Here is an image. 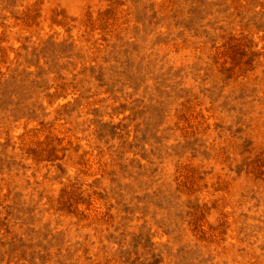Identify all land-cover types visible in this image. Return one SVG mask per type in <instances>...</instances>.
<instances>
[{"label": "rangeland", "instance_id": "1", "mask_svg": "<svg viewBox=\"0 0 264 264\" xmlns=\"http://www.w3.org/2000/svg\"><path fill=\"white\" fill-rule=\"evenodd\" d=\"M0 264H264V0H0Z\"/></svg>", "mask_w": 264, "mask_h": 264}]
</instances>
